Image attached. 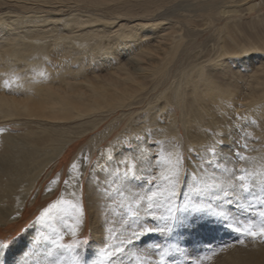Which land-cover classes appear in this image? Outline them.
Masks as SVG:
<instances>
[{
  "label": "bare ground",
  "instance_id": "bare-ground-1",
  "mask_svg": "<svg viewBox=\"0 0 264 264\" xmlns=\"http://www.w3.org/2000/svg\"><path fill=\"white\" fill-rule=\"evenodd\" d=\"M248 3L249 0H0L1 83H12L17 89L10 93L12 96L0 93V117L28 118L27 123L36 119L42 123L41 131L21 133L24 138L32 137L31 150L26 153L18 149L25 147L23 139H14L9 134L2 136L17 144V153L10 161L0 157V220L19 218L30 190L43 173L77 138L99 129L104 116L142 105H146L149 115L133 118L121 137L110 144L117 162H108L103 154L99 159L113 171H120L115 180L119 196H109L113 176L99 173L97 167L86 181L85 202L93 223V246L107 251L125 247L114 238L116 229L121 237H128L124 239L127 241L134 232L141 233L150 226L147 202L141 199L150 192L124 178L132 168L140 176L153 171L149 155L133 157L137 148L144 152L145 148L154 150L150 144L134 138V134L144 135L149 130L159 140L158 147L164 154L173 157L184 149L180 124L183 126L186 146L203 156L202 165L190 159L194 165L188 179L189 189L185 190L197 204H206L209 196L195 200L192 182L197 176L203 183L213 180L220 183L230 178L231 172L223 170L226 166L231 168L234 151L250 155L246 165L250 172L258 169L253 170L252 179L258 186L256 180L264 177V17L238 20L260 6ZM210 29H214L211 38L222 42L217 53H191L192 38ZM123 53L125 58L121 56ZM120 56L125 60L122 63L118 61ZM73 62L80 65V70L89 64L108 63L112 72L77 82L71 78L78 71L72 69ZM170 105L181 108L180 117L168 108ZM88 117L90 121L77 123ZM162 118L165 124L160 122ZM114 129L111 126L90 141L87 151L90 158L96 146L109 139ZM208 129L213 133L208 134ZM124 136L132 137V151L123 146ZM173 136L182 141V146L176 147L170 139ZM213 148L221 171L217 170V164H204V157ZM197 165L204 169L199 175L194 174ZM89 166L85 163L79 168V175L67 184L62 195L83 206L79 233L89 218L81 196L82 177ZM245 195L242 194V202L246 204ZM229 199L221 196L211 205L242 218L227 204ZM122 201L136 216L124 214L116 207V202L121 206ZM130 217L140 222L135 223ZM58 221L64 235H71L64 222ZM70 222L74 223V218ZM124 224L129 227L123 229ZM139 224L140 230L135 228ZM36 233L29 231L12 248L1 251V260L8 253L6 264H34L35 257L42 264L44 257L31 248L34 240L30 236ZM128 246L126 262L134 259L142 264H159L150 242ZM255 246L246 253L222 255L216 264H264V245Z\"/></svg>",
  "mask_w": 264,
  "mask_h": 264
},
{
  "label": "rangeland",
  "instance_id": "rangeland-1",
  "mask_svg": "<svg viewBox=\"0 0 264 264\" xmlns=\"http://www.w3.org/2000/svg\"><path fill=\"white\" fill-rule=\"evenodd\" d=\"M253 3L254 4L258 3L261 7L257 6L256 10L250 13H246L245 15H243V18L238 17V20L249 21L253 19L257 20L259 19L257 18L259 16L264 17V5L262 3V0H249L248 4H253ZM213 33H214V29H210L198 37H193L192 39L194 40L192 41V51L190 52L194 54H216L222 42L221 41L219 42L217 38H211ZM124 54L125 53L121 55L123 58H125ZM121 56L119 57L120 59H118V61L122 63L125 60H123ZM84 68L82 69L83 71L80 70V65L77 62H73L72 69L78 71H75L74 74L71 75V78L72 79L75 78L74 80H76L77 82H82L86 79H92L96 76H105L108 75L110 72H112L111 65H109L108 63L89 64L87 65V67ZM43 76L45 77V75ZM1 80H3V78H2V74L0 73V93L7 94L8 96L9 95L12 96V94L10 93L14 92L17 89L11 86L12 83L10 84L9 82H7L6 84L5 83L2 84L1 82L3 81ZM8 84L10 85L9 88L7 87ZM155 104L158 105L157 102ZM157 105H155V107H157ZM176 107H177L176 105L168 106V108L172 112H175L180 117L182 114V110L181 108L179 107L176 108ZM147 111L148 109H146V105L138 106L135 107L134 109H125V110L118 109L117 111L112 112L110 115L104 116L105 121L101 124L99 129L85 136H81V138L80 137L77 138L75 142L69 146V148L63 154V156L55 164H53L46 172L43 173V175L40 177L38 182L35 184L34 188L30 190L31 192L28 195V197L30 198H28L26 208L19 215L20 217L11 221L0 220V245L4 246V247H0V252L12 248L15 243L23 240L24 237L28 235L29 231L33 230L36 231L37 233L34 236L33 235L30 236L32 238L31 240H34V243H32L34 246L32 245L31 248L36 251L35 254H37L39 257H44L42 264H111V258L107 254L112 252L113 249L107 251L106 250L107 248L103 249L102 247L99 248L93 246V242H94L93 234H92L93 223H92V219L87 213L86 202H85L86 184H87L86 181H88L89 177L91 176V171L93 170V168L97 167L96 170L99 173L102 172L113 176L114 181L110 183L111 184L109 190L110 193L108 192L109 196H115V195L119 196L117 190L118 183L115 180L117 177H119L120 171L118 170L113 171L112 168L107 166V163H103L99 159L101 154H103L106 156L108 162L116 163L117 162L115 157L116 152H114V150L111 149L110 147L111 142L116 141L119 137H121L122 131L125 130L126 126L131 122L133 118L149 115V112ZM4 118L5 117H0V157H3V159L10 161V159L12 160V158L14 157V154L17 153V148H15L17 144L11 143L8 139H6V137L3 138L2 136H6V134L7 135L9 134L14 139H23L24 140L23 143L20 141L19 142L22 143V145H25V147L22 148L21 146H19L20 148L18 147V149H24L23 151L24 153H26L31 150L30 140H32V137L24 138L23 135H21V133L30 132L33 130L41 131L40 125H42V123H38L36 119H34L33 122L31 123H27L28 118H11V119L10 118L4 119ZM90 120L91 118L88 117L77 121V123L90 121ZM160 122L162 124L166 123L164 118H162ZM111 126L115 127L112 135L110 136L109 139L103 141L101 144H98L96 146L97 149L95 150L92 158H90L87 152L90 147V141L94 137L98 136L101 132L105 130H109ZM180 132L182 134V140H184V149L179 153L173 154L172 155L173 157H170L168 154H164L163 150L158 147L160 143L159 140L155 138V136H153V134L149 130L146 133H144V135L134 134V138L141 141L142 143L150 144V146L154 148L153 151L149 149L147 150L145 148V152L147 150V155H149V159H151V161L153 162L152 164L153 171L151 173H147L145 175L140 176V174H138L135 171L136 168H132L130 170V173L126 172V174H124V178L133 179L134 180L133 182L137 185V187L142 188L143 186V188L149 192L157 191L158 188L163 189L170 187L171 182L165 181L164 177H171L173 178V181L175 179H178L179 182L176 183V191L178 195L177 197L174 198L175 205L179 209L177 215H186L187 213L184 211L185 207L191 210L197 205L196 202H193L191 200V198L188 196V193L186 192L189 189L187 184H189L190 182L189 176L190 173L192 172V166L194 165L190 161V159L194 158L193 161H195V163L202 165L201 160L203 156L201 152H199L198 150H193L188 146H186L187 145L186 134L181 124H180ZM211 133H213V131L208 129V134ZM30 136H32V134H30ZM123 139H124L123 146L124 145L126 146V150L132 151L134 149V144L133 142H131L132 137L124 136ZM170 139L174 142L176 147L182 146V141L179 139L177 140L175 136L171 137ZM218 143L220 145H224V142L220 139H218ZM209 153H210L209 156L204 157V159L205 160L210 159L213 162L212 164L218 165L219 163H217L218 161L217 160L218 157L216 156L217 154L212 155L211 151ZM241 155L245 156L246 159L244 161H237L236 157L233 155L232 152L231 160H230L231 168H244L247 173L251 174V180H252L255 178L254 177L255 173L253 172V170L257 172L258 169L256 170L254 168L250 172L246 165V163L250 160V155L249 154H241ZM177 158H181L178 177L176 175ZM85 163H89L90 168L88 169L87 174H85L82 177L81 196L83 197L82 200L84 201V206H85L84 208L89 218L87 217L88 219H87L86 227L81 233L77 232L76 236L64 235L63 240L59 241V243L64 245H75L77 240L86 243H81L79 246H75L72 248H61L52 243V241L57 239L59 235V232L56 230H60L62 232V230L59 228L60 225L58 224L59 223L58 219H60V217L56 216L55 219L44 220L41 219V216L44 208H46L48 205L55 203L58 200H66V198L62 196L65 190L64 188H66L67 186L64 183V181L67 180L69 181V183H72L76 175H79L80 173L79 168H82V165ZM73 164L76 165L75 168L72 167ZM205 165L209 166L207 164ZM216 168L217 170L220 171L222 170L220 165L216 166ZM70 174H71V178H70ZM121 176L123 178L122 174ZM153 176H155L156 178L154 182H152ZM261 181L264 182V177H262V179L256 180V182H258V186L261 184ZM200 183L203 182L201 181L200 177L197 176V178L192 182L193 185L192 188L196 187ZM258 186L256 188L257 190L259 189ZM193 194H194L193 195L194 199L197 201H200V198L207 196V195L200 196L199 199H197V193L193 191ZM229 198L231 199L232 197ZM182 201L184 202V204L181 205ZM212 201L213 200H211V202ZM146 202H147L146 206L148 207L149 202L147 200ZM227 204L231 206L232 210L236 214H241L240 216L242 217V219H246V220L253 219V217L256 216L255 209L249 210L248 213H242L241 209L238 206H236L234 200L231 204L229 202ZM115 205L119 209H122L121 211H124L123 212L124 214H129V216H131L132 214V217L136 216L135 213L131 212L127 203L126 204L124 203L120 206L116 202ZM146 210L148 211L149 215L151 212L154 213L155 216L157 217L167 215L166 208L164 206V201L162 198L160 199V203L158 205H154L151 209L146 208ZM214 210L218 211L217 209ZM133 219L134 218H131V221H134L135 223L140 222L137 219L134 220ZM147 219L150 223L149 227H154L156 225H159L160 227H165L167 225L168 230L164 233L153 232L142 235L140 236V238L135 237L131 239L130 243L124 244L125 249H124V253L121 256V259L126 264H142L141 261L136 262L134 259H131L129 262H126L124 260L126 254L128 253V248H129L128 245L131 244L142 246L150 242L152 245L155 244L161 245L162 246L161 249H155L156 253L154 256V258H156L159 264H216L217 261L220 260L223 256L228 257L229 253H232L233 255L236 254L238 251H241V253H246L252 250L254 247H257L255 246L256 244L264 245V238L254 239L251 237L243 236L241 234H238L234 230L229 229L226 225L222 226L220 224H214L208 229H201L196 231L195 233H190L180 228L179 226L173 227V225L175 224L174 220L173 221L154 220L152 215L148 216ZM125 226L129 227V225L124 224L122 228L125 229ZM140 227L141 226L139 224L136 225L135 228L140 230L142 229ZM120 234H121L120 230L116 229L114 238L115 237H116L115 239L118 238L117 240H119L120 242L128 238L123 235H122L123 237H121ZM240 240H243L244 243L241 244ZM165 248L169 249V254L165 256L163 261H161L158 251H162ZM176 248H178L179 251H172L173 249ZM233 250H235L236 252H231ZM49 252H51L52 255H49ZM7 254L8 253H5V255H3L4 258H2V260L0 258V264L7 263V258L5 257ZM33 259L32 261L34 262V264H38L37 261L38 258L35 257V259L34 260Z\"/></svg>",
  "mask_w": 264,
  "mask_h": 264
},
{
  "label": "snow or ice",
  "instance_id": "snow-or-ice-1",
  "mask_svg": "<svg viewBox=\"0 0 264 264\" xmlns=\"http://www.w3.org/2000/svg\"><path fill=\"white\" fill-rule=\"evenodd\" d=\"M244 119V117H241ZM212 155L216 154V150L213 148L210 150ZM140 156L143 158L147 156V153L143 151L142 148H137L133 153V157ZM233 155L236 157L237 161H244L246 159L245 156L241 155L238 151H234ZM124 163L127 164V160H124ZM205 164L211 165L213 162L209 160L204 161ZM181 164V158H177L176 161V175L178 177L179 174V165ZM73 168L76 167L75 164L72 165ZM198 171L194 172L195 175H199V173L203 172L204 169L200 168L197 165ZM225 173L231 172L232 176L225 181H221L217 183L215 180L208 183H200L198 184L193 191L197 193V199L200 196L207 195L210 197V200L206 204H197L194 208L189 210L185 207L184 211L187 213L186 215H177L179 209L175 205L174 198L177 197L178 193L176 191V183H178V179L173 181L171 177H164L165 181H170L171 186L163 189H157V191H150V194L145 197H141V199H146L148 203V208L151 209L154 205H158L160 203V199L162 198L164 201V206L166 208L167 215L157 217L154 213L150 212V215L153 216L154 220H164V221H175V226H179L180 228L188 231L190 233H195L201 229H208L214 224L226 225L229 229L234 230L238 234H241L246 237L251 238H264V183L260 184L259 191L256 190L257 185H255L251 180V174L247 173L244 168H230L228 166L223 170ZM83 173H81V176ZM71 178V174H70ZM155 176L152 178V182L155 181ZM67 185L69 181H64ZM228 189H231L229 191ZM242 194H246L247 203L242 202ZM75 195V193H73ZM221 196L224 198L232 197L229 199V203L231 204L233 200L235 201L236 206H238L242 213H248L249 210L255 209L256 216L253 219H242L239 216H230L228 212L224 210L216 211L212 208L211 200H220ZM219 207V205H217ZM83 206L81 203H72L70 200H58L55 203L48 205L44 208L41 219L50 220L55 219L56 216H59L60 219L64 222V227L69 230L72 236H76L80 225L83 220ZM75 220L74 223L69 222L71 219ZM168 230L167 225L165 227H160L156 225L154 227H145L141 233H133V238L137 236H142L145 234L160 232L164 233ZM59 232L58 238L53 240L52 243L61 248H72L75 246H79L81 242L79 240L76 241L75 245H64L59 243V241L63 240L64 233L60 230H56ZM131 242V238L127 241H122L121 244H127ZM240 243L243 244L244 241L240 240ZM0 247H4L0 245ZM109 247H113L109 245ZM154 249H161L162 246L159 244H155L152 246ZM172 251H179L178 248L173 249ZM124 253L123 246H116L113 248V251L108 253L107 255L111 258V264H123V260L121 259L122 254ZM160 260L163 261L165 256L169 254V249H163L159 251ZM49 255H52L49 252Z\"/></svg>",
  "mask_w": 264,
  "mask_h": 264
},
{
  "label": "crops",
  "instance_id": "crops-1",
  "mask_svg": "<svg viewBox=\"0 0 264 264\" xmlns=\"http://www.w3.org/2000/svg\"><path fill=\"white\" fill-rule=\"evenodd\" d=\"M131 179V178H130ZM132 181H134L133 179H131ZM184 204L183 201L181 202V205Z\"/></svg>",
  "mask_w": 264,
  "mask_h": 264
}]
</instances>
